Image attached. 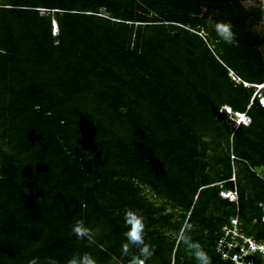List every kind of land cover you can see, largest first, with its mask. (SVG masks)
<instances>
[{
	"label": "trees",
	"instance_id": "trees-1",
	"mask_svg": "<svg viewBox=\"0 0 264 264\" xmlns=\"http://www.w3.org/2000/svg\"><path fill=\"white\" fill-rule=\"evenodd\" d=\"M262 27L260 0H0V264L143 259L128 210L145 264H219L231 217L264 239Z\"/></svg>",
	"mask_w": 264,
	"mask_h": 264
},
{
	"label": "built area",
	"instance_id": "built-area-1",
	"mask_svg": "<svg viewBox=\"0 0 264 264\" xmlns=\"http://www.w3.org/2000/svg\"><path fill=\"white\" fill-rule=\"evenodd\" d=\"M235 82H240L239 78H234ZM248 86L246 83H243ZM256 90H261V86L256 85ZM264 104V101L261 105ZM243 116V115H241ZM249 119H247V122ZM241 121L236 120L235 125H239ZM230 181L234 182V178ZM219 196L231 202H237V194L235 189L222 190ZM241 228V224L237 217H231L228 224L220 228L214 248L219 257V264H264V239L256 240ZM134 264V262L130 263Z\"/></svg>",
	"mask_w": 264,
	"mask_h": 264
},
{
	"label": "clouds",
	"instance_id": "clouds-1",
	"mask_svg": "<svg viewBox=\"0 0 264 264\" xmlns=\"http://www.w3.org/2000/svg\"><path fill=\"white\" fill-rule=\"evenodd\" d=\"M217 35L228 44L234 43V33L231 30V25L224 22H216L213 25ZM261 90L264 92V84L261 85ZM260 99H263L264 97H260ZM225 109V110H224ZM224 110V113H231L232 110H230L228 107L221 108V112ZM236 116V120H240L241 118H247L244 114L234 113ZM243 115V116H241ZM248 119V118H247ZM235 120V122H236ZM240 124L247 125L248 123H244L242 120H240ZM260 207L264 208V203H261L259 205ZM125 217L131 219L133 227H131L127 232V237L130 241L136 242L138 244H141L142 247H140V255L143 257V259H139L134 261V264H145V261L152 256V250L150 249L149 245L143 243L144 239V223L142 217L136 216L135 213L131 212L130 210L125 212ZM72 232L79 238L83 237L87 233V229H85L81 224L77 223L73 226ZM196 255L200 261V264H210V258L208 257L207 253L204 252L202 249H197ZM29 264H35V261H29ZM67 264H96L95 260L88 254L81 255L79 257H73L70 260H68Z\"/></svg>",
	"mask_w": 264,
	"mask_h": 264
},
{
	"label": "rangeland",
	"instance_id": "rangeland-1",
	"mask_svg": "<svg viewBox=\"0 0 264 264\" xmlns=\"http://www.w3.org/2000/svg\"><path fill=\"white\" fill-rule=\"evenodd\" d=\"M260 2H261V3H264V0H260ZM54 26H55V24H54ZM262 28H263V27H262ZM263 29H264V28H263ZM201 35H204V34H201ZM228 75L230 76V79H232V80H233V77L236 78V77L234 76V74H233L231 71L228 72ZM262 102H263V99H260V100H259V103L262 104ZM224 110H225V109H224ZM224 110H222V113H220V114H222L226 119L231 120V122H232L233 124H235V123H236L235 120H236L237 118H236L234 112H231V113H224ZM240 120H242L244 123L247 122V118H241ZM235 126H236V125H235ZM257 173H258V174H261V171H260V170H257Z\"/></svg>",
	"mask_w": 264,
	"mask_h": 264
}]
</instances>
